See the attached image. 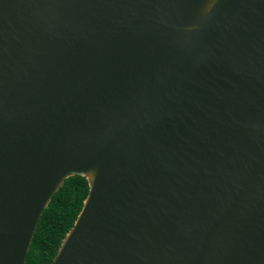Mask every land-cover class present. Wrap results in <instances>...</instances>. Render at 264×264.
Instances as JSON below:
<instances>
[{
	"label": "water",
	"instance_id": "95a60500",
	"mask_svg": "<svg viewBox=\"0 0 264 264\" xmlns=\"http://www.w3.org/2000/svg\"><path fill=\"white\" fill-rule=\"evenodd\" d=\"M73 176L51 264H264V0H0V264Z\"/></svg>",
	"mask_w": 264,
	"mask_h": 264
},
{
	"label": "trees",
	"instance_id": "16d2710c",
	"mask_svg": "<svg viewBox=\"0 0 264 264\" xmlns=\"http://www.w3.org/2000/svg\"><path fill=\"white\" fill-rule=\"evenodd\" d=\"M85 178L66 179L43 211L25 264H51L66 233L73 226L87 196Z\"/></svg>",
	"mask_w": 264,
	"mask_h": 264
}]
</instances>
